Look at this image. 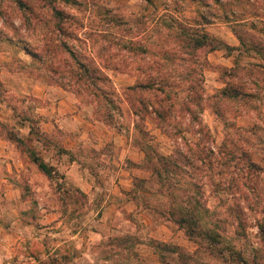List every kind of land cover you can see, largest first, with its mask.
<instances>
[{"label":"rangeland","instance_id":"1","mask_svg":"<svg viewBox=\"0 0 264 264\" xmlns=\"http://www.w3.org/2000/svg\"><path fill=\"white\" fill-rule=\"evenodd\" d=\"M60 1L67 46L121 70L94 94L0 0V264H264V0Z\"/></svg>","mask_w":264,"mask_h":264},{"label":"trees","instance_id":"2","mask_svg":"<svg viewBox=\"0 0 264 264\" xmlns=\"http://www.w3.org/2000/svg\"><path fill=\"white\" fill-rule=\"evenodd\" d=\"M67 1V0H63ZM150 1V0H148ZM9 10L11 8H16L20 13V20L25 22L27 25L30 24H38L40 22H45L50 19L51 23H53V28L48 31L47 35H43V37L39 38V42L37 46H39L35 50H30V48L27 46V51L33 55L38 56L39 48L42 51H45L46 53L56 55L58 54V50L61 49V47H66V49L69 51V57H67V61L65 63V66L69 70L72 77L75 78V80L79 81L82 77H87L89 80L91 86H93V93L95 94V90L100 89V86L98 84L99 80H109V76L106 72L102 70V68H110L112 70L120 71L121 70V60L115 59L113 62L109 63L106 62L105 64H101L100 62H95L94 59H92L91 56L88 55H78L74 51L73 48L68 47L67 43L62 40L61 34L62 31H64L63 26V20L67 19L69 17V13L65 10V8L61 5L60 0H9L8 3ZM249 11L245 7L243 8L242 14H247ZM229 14L231 16L227 17H233L235 19V33L237 34V37L239 38V41L242 45L245 44V39L243 34L237 32L236 29L238 26H242L244 24H248V17L245 16V18L240 19L238 17V12L236 9H231ZM48 15V18L46 16ZM204 14L201 13V17ZM249 27H254L253 21H251V25ZM262 31H264V26L261 28ZM52 35H57L55 38ZM196 34H191L190 37L193 40L194 45H203L207 39L208 35L206 33H202L199 36H195ZM219 45V42H216V44H212V48H217ZM250 47L263 50L264 45L259 43H252L249 42ZM98 80V81H97ZM169 83L167 77H163L161 79H157V77H150L147 78V80H136L133 83L127 84L125 86V90H136V89H142V88H154L159 89L161 91L165 90V85ZM79 92V89L76 90ZM222 92H225L223 90ZM235 94H236V88H235ZM162 106V105H161ZM160 105L155 107V113L159 117L160 114ZM170 107V106H169ZM167 108V107H166ZM34 156V161L37 162L39 168L45 172L46 174L50 175L51 173V166L48 165L43 160L38 159V157L35 154H32ZM251 165H254L252 161H250ZM184 219L178 218L176 219L177 222L183 221Z\"/></svg>","mask_w":264,"mask_h":264}]
</instances>
